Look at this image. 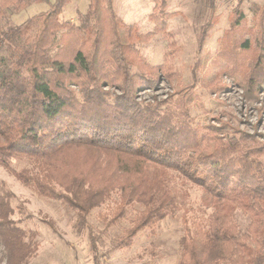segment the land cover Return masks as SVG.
<instances>
[{
    "label": "trees",
    "instance_id": "1",
    "mask_svg": "<svg viewBox=\"0 0 264 264\" xmlns=\"http://www.w3.org/2000/svg\"><path fill=\"white\" fill-rule=\"evenodd\" d=\"M34 1L43 0H0V23L9 11L21 12ZM70 1L54 0L20 24L0 25V163L10 167L16 157L32 161L16 176L38 194L77 210L75 228L88 229L96 264L98 236L90 228V212L114 191H120L121 202L112 223L134 202L141 204L133 225L114 243L128 247L141 230L177 210L175 172L201 187L212 207L205 228L186 225L179 264H264V140L243 131L217 136L200 126L189 106L194 83L177 84L163 99L145 104L138 99L139 90L158 85L160 74L174 80L172 52L155 67L139 45L158 32L170 37L168 21L179 12L168 10V0H152L148 18L155 27L144 33L116 12L113 0H90L79 24L62 21ZM207 1L211 12L200 47L217 8L216 0ZM242 2L229 14L215 62L252 91L264 83V3L255 5V24L248 28ZM246 32L253 39H244ZM168 45L175 49V42ZM5 46L9 57L2 53ZM107 86L120 91L114 101ZM15 197L0 178L6 264H28L38 251V233L20 225L31 214L22 203L13 205ZM238 209L249 218L244 232Z\"/></svg>",
    "mask_w": 264,
    "mask_h": 264
},
{
    "label": "rangeland",
    "instance_id": "2",
    "mask_svg": "<svg viewBox=\"0 0 264 264\" xmlns=\"http://www.w3.org/2000/svg\"><path fill=\"white\" fill-rule=\"evenodd\" d=\"M54 0L34 1L21 12L9 11L0 25L7 27L20 24L29 17L46 11ZM116 12L127 23H138L141 32L154 30L155 24L149 20L154 2L152 0H113ZM90 0H71L64 8L60 19L79 24L86 13ZM238 0H216L214 25L209 31L202 47L199 38L203 24L208 20L211 8L207 0H168V10L179 12L169 19L170 37L158 32L139 48L150 65L159 67L166 60V54L172 52L170 62L174 74L173 82L164 75L155 88L139 90L142 103L153 101L154 97L166 98L175 91L177 84L194 83V95L189 99L191 114L200 126H207L217 136L243 131L256 134L264 140V83L248 91L239 83L237 75L221 72L215 59L221 51L224 32L229 28V14ZM264 0H243L241 8L246 19L243 24L250 28L255 24V5H262ZM61 32L59 33V36ZM244 39L252 38L249 32ZM175 42V49L168 44ZM2 53L9 57L10 49L6 46ZM201 60V61H200ZM199 67V68H198ZM198 68V80H194V69ZM133 71H136L133 68ZM161 72V71H160ZM110 90V100L120 93L116 88ZM80 96V92L78 91ZM264 161V156L262 157ZM26 157H16L11 166L0 163V178L4 179L16 197L13 205L22 203L25 216L20 223L24 228L37 231L35 238L38 251L28 264H96L88 229L78 232L75 228L77 210L67 203L38 194L26 186L15 172L32 167ZM175 174V183L180 189L179 204L175 212L147 226L134 238L132 244L116 248V239L130 228L140 214L143 206L134 202L120 218L111 222L121 202L120 191H114L103 204L89 214L91 230L98 236L100 264H179L182 256L181 239L186 225L193 231L207 226L208 215L212 207L205 201L204 191L198 185ZM182 193V194H181ZM240 229L244 232L249 218L241 209L236 211ZM7 252L0 241V264H6Z\"/></svg>",
    "mask_w": 264,
    "mask_h": 264
}]
</instances>
